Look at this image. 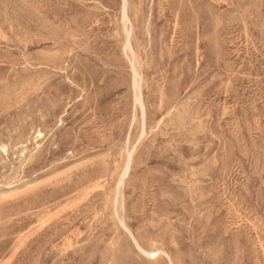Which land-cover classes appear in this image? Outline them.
Here are the masks:
<instances>
[{
    "label": "rangeland",
    "instance_id": "374dc122",
    "mask_svg": "<svg viewBox=\"0 0 264 264\" xmlns=\"http://www.w3.org/2000/svg\"><path fill=\"white\" fill-rule=\"evenodd\" d=\"M126 1L0 0V264H264V0Z\"/></svg>",
    "mask_w": 264,
    "mask_h": 264
},
{
    "label": "bare ground",
    "instance_id": "6f19581e",
    "mask_svg": "<svg viewBox=\"0 0 264 264\" xmlns=\"http://www.w3.org/2000/svg\"><path fill=\"white\" fill-rule=\"evenodd\" d=\"M125 2L127 3V1L125 0ZM123 17H124V20L125 21H128L129 19V15H128V8H127V4L124 5V9H123ZM132 28V27H131ZM131 35V33H129V36ZM128 48L131 49V46H130V43H128ZM127 50V48H126ZM133 65V64H132ZM132 67V66H131ZM158 70V69H157ZM140 74L134 69V88L135 90L137 91V96H136V99H137V102L139 105L142 106V102H141V98H140ZM135 99V100H136ZM143 112V111H142ZM145 112V111H144ZM142 122H143V119H142ZM162 122V121H161ZM143 127V125H142ZM144 131V130H143ZM144 135V134H143ZM93 164V163H92ZM129 169H130V165L128 163V165L126 166L125 170L123 171L122 173V176L119 180V184H118V190H119V194L121 193V190L124 186V183H125V177L128 175V172H129ZM122 225L126 228L125 224L122 222ZM131 236V235H130ZM133 237V236H132ZM135 237V236H134ZM133 239V238H132ZM134 242L136 243V246L138 247V249L145 255L147 256L148 258H154L156 257V255L159 254V252L157 251H147L145 249H143L139 243L137 242V240L134 238Z\"/></svg>",
    "mask_w": 264,
    "mask_h": 264
}]
</instances>
